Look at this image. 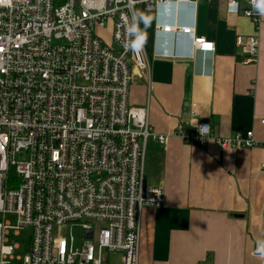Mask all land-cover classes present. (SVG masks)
<instances>
[{
    "label": "built area",
    "instance_id": "2783aa9c",
    "mask_svg": "<svg viewBox=\"0 0 264 264\" xmlns=\"http://www.w3.org/2000/svg\"><path fill=\"white\" fill-rule=\"evenodd\" d=\"M255 2L243 14L259 31ZM193 4L195 21L191 0H0V264H110L114 254L121 264H140L142 213L166 202L163 188L144 181L145 150L168 136L153 130L148 108L129 102L131 65L150 73L137 8ZM228 8L240 13L237 2ZM158 30L173 33L168 24ZM178 31L191 39L190 52L157 58L215 53L195 22ZM244 46V63H256L258 36ZM175 134L190 146L264 148L254 131L217 138L202 124L190 132L180 125ZM69 224L81 229L78 244L55 235ZM29 228L23 256L17 238Z\"/></svg>",
    "mask_w": 264,
    "mask_h": 264
},
{
    "label": "crops",
    "instance_id": "0c3cea01",
    "mask_svg": "<svg viewBox=\"0 0 264 264\" xmlns=\"http://www.w3.org/2000/svg\"><path fill=\"white\" fill-rule=\"evenodd\" d=\"M142 1V0H139ZM174 1V0H168ZM231 1L240 13L230 14ZM260 1V0H259ZM197 3L157 12L137 8L150 60L147 75L133 64L130 106L148 108L153 130L168 136L149 141L143 177L165 191L164 207L146 208L140 231V264H264V148L221 150L215 143L186 145L175 133L202 124L217 138L254 131L264 142V14L259 31L243 11L248 0ZM196 24V35L213 42V54L157 58L190 52L179 25ZM168 24L173 33L159 27ZM257 35L259 57L245 64L246 38ZM114 254L110 264H121Z\"/></svg>",
    "mask_w": 264,
    "mask_h": 264
},
{
    "label": "rangeland",
    "instance_id": "374dc122",
    "mask_svg": "<svg viewBox=\"0 0 264 264\" xmlns=\"http://www.w3.org/2000/svg\"><path fill=\"white\" fill-rule=\"evenodd\" d=\"M100 35L104 38L105 42H110V33L108 32L107 28H104V30L100 31ZM79 84H81V82H79ZM12 171L15 174V171ZM5 220L10 222L12 225H15L17 217L15 215H6ZM31 235L32 230L29 228L21 231V236L17 238V241L20 243L21 246L19 253L23 256H25L29 251ZM55 235H57L58 237L66 238L69 241L71 238H74L76 244H78L81 239V229L79 227L72 226L71 224H69L61 230H56ZM112 258H114V255H110V260H112Z\"/></svg>",
    "mask_w": 264,
    "mask_h": 264
},
{
    "label": "clouds",
    "instance_id": "9594fccd",
    "mask_svg": "<svg viewBox=\"0 0 264 264\" xmlns=\"http://www.w3.org/2000/svg\"><path fill=\"white\" fill-rule=\"evenodd\" d=\"M254 6L261 12V14H264V0H260V2H255Z\"/></svg>",
    "mask_w": 264,
    "mask_h": 264
}]
</instances>
